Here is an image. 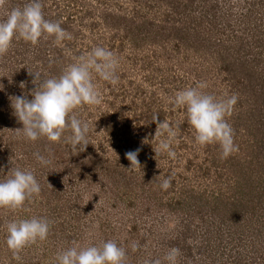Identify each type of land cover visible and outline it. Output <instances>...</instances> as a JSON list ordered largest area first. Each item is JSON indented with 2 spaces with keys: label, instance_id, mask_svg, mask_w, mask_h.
Wrapping results in <instances>:
<instances>
[{
  "label": "rangeland",
  "instance_id": "1",
  "mask_svg": "<svg viewBox=\"0 0 264 264\" xmlns=\"http://www.w3.org/2000/svg\"><path fill=\"white\" fill-rule=\"evenodd\" d=\"M27 2L7 0L0 19ZM42 4L45 19L60 22L72 39L32 45L14 38L0 57V180L16 168L32 170L41 187L20 209L0 208V264H57L64 249L108 240L125 247L128 264L162 259L172 247L181 250L178 264H264V0ZM96 46L118 57L119 82L94 77L101 103L75 110L89 125L86 149L75 154L64 143L67 131L59 143L18 136L10 97L35 87L28 72L59 76ZM197 82L217 99L238 96L226 120L239 150L227 158L218 144L198 145L186 110L169 102ZM153 115L177 132L175 158L155 154L164 137L154 136ZM138 148L141 166L130 167L125 153ZM36 152L51 162L41 166ZM167 177L172 186L164 191ZM32 217L51 222L49 235L16 260L6 225Z\"/></svg>",
  "mask_w": 264,
  "mask_h": 264
},
{
  "label": "clouds",
  "instance_id": "2",
  "mask_svg": "<svg viewBox=\"0 0 264 264\" xmlns=\"http://www.w3.org/2000/svg\"><path fill=\"white\" fill-rule=\"evenodd\" d=\"M6 3L7 0H0V8ZM49 37H54L56 43L72 39L71 33L63 29L60 22L45 19L42 0H28L23 6L9 9L6 18L0 19V57L8 52L14 38L36 45L41 38ZM118 65L119 59L113 51L96 46L77 57L59 76L41 80L39 73L28 72L34 77L32 83L35 87L27 94L32 98L28 99L27 95L10 97L13 114L22 124L21 128L16 129L18 136L31 142L44 138L49 143H59L67 131L70 134L65 137L64 143L70 144L75 154L84 151L89 144V125L78 118L75 110L85 105L95 106L101 103V93L94 77L116 85L119 82ZM24 87V82H21L20 88ZM206 87V82H197L195 87L177 92L174 97L169 98V102L176 108L186 110L187 122L198 145L218 144L221 158H227L239 150L234 143L233 129L226 120L236 105L238 96L232 94L217 99L201 91ZM0 90H3V85H0ZM151 122L156 124L154 136L164 137L154 151L155 154L166 153L170 158H175L176 153L171 145L177 132L170 123L159 121L158 115H153ZM139 151L138 148L125 153L130 167L141 166L137 158ZM33 155L41 166L51 162L39 152ZM171 186V177L164 178L160 184L164 191ZM49 187L52 188L50 184ZM40 191V184L32 170L16 168L6 179L0 180V208L18 210L26 200L39 195ZM50 224L47 219L37 217L8 222L5 243L13 258L19 260V253L24 247L46 240ZM140 248L138 241L131 244L133 252ZM180 255L181 250L172 247L162 259H145L143 264H178ZM56 261L57 264H128V256L125 247L114 240H108L99 245L71 246L60 251L56 255Z\"/></svg>",
  "mask_w": 264,
  "mask_h": 264
}]
</instances>
